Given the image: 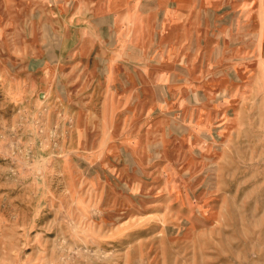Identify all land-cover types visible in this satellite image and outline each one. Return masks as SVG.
Returning a JSON list of instances; mask_svg holds the SVG:
<instances>
[{
  "label": "rangeland",
  "instance_id": "1",
  "mask_svg": "<svg viewBox=\"0 0 264 264\" xmlns=\"http://www.w3.org/2000/svg\"><path fill=\"white\" fill-rule=\"evenodd\" d=\"M182 9L176 69L161 18L140 49L132 20L91 21L108 52L80 57L65 14L30 36L0 10V264H264V0ZM108 59L150 82L126 101L64 86Z\"/></svg>",
  "mask_w": 264,
  "mask_h": 264
},
{
  "label": "crops",
  "instance_id": "2",
  "mask_svg": "<svg viewBox=\"0 0 264 264\" xmlns=\"http://www.w3.org/2000/svg\"><path fill=\"white\" fill-rule=\"evenodd\" d=\"M194 2L195 0H14L13 2L11 0H3L0 2V10L7 12V7L8 9L12 7L15 12L16 27L21 29L23 27L30 28V36H33L32 30L35 27L33 20L37 19L38 16L42 19L50 18L49 10H52V14L55 11L65 14V19L73 23L77 22L74 32L77 41L73 47L68 48V53L70 56L77 54L80 57L91 54L96 47L103 53L107 54L108 52V49H104L103 44L97 43L96 39L90 45L88 44L87 36L91 28V21L96 24V27H93L95 33H97L96 31L102 33L103 27L97 26V23L110 19L114 25V33L120 35L123 33L121 31L123 23H120V19L132 20L134 27L131 39L136 48L140 49L144 45L140 43V38L147 31L151 20L154 21L155 18H161L164 20L161 29L162 40L167 41V44H161V47L164 48L162 53H165L164 58L167 61L163 65L164 68L170 67L172 69L175 67L174 69H176L177 59L180 53L182 55L183 52L184 25L177 26L176 24L174 30H172V24L178 20L187 19L191 12L189 10L184 11L182 5ZM149 4H154V6H148L147 10L134 13L135 10ZM55 15L59 18L56 13ZM71 26L70 23V28ZM142 51H145V49ZM93 62V64L100 63V61ZM104 63L102 69H105V74L95 79L86 74L82 75L80 70L73 71L74 69L87 68L90 64L88 61V65H86L82 60H74V63L70 65L72 69L68 73V80H66L64 86L68 88L70 86L74 89L78 86V92L84 88L98 86L102 91L104 100L122 99L126 101L131 99L143 85L150 82L149 80L145 81L144 77H140L141 71H139V75L138 71H136V68H144L145 66L141 61L108 59ZM30 66L33 67V65ZM170 75L172 76L171 73ZM138 76L139 78H137Z\"/></svg>",
  "mask_w": 264,
  "mask_h": 264
}]
</instances>
